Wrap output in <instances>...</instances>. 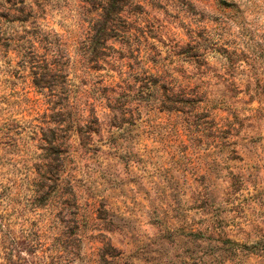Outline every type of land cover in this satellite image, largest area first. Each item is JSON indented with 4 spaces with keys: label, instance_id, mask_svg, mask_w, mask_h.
Here are the masks:
<instances>
[{
    "label": "rangeland",
    "instance_id": "1",
    "mask_svg": "<svg viewBox=\"0 0 264 264\" xmlns=\"http://www.w3.org/2000/svg\"><path fill=\"white\" fill-rule=\"evenodd\" d=\"M0 264H264V0H0Z\"/></svg>",
    "mask_w": 264,
    "mask_h": 264
},
{
    "label": "trees",
    "instance_id": "2",
    "mask_svg": "<svg viewBox=\"0 0 264 264\" xmlns=\"http://www.w3.org/2000/svg\"><path fill=\"white\" fill-rule=\"evenodd\" d=\"M31 43L29 44V46L25 47L24 45H21V44H17L18 46L14 48V50L16 51V55L21 58V60H23L22 62L25 64V65H29L30 67H33L35 66L36 63H38V61L36 60L40 55H39V49L42 45V42L41 41H30ZM36 42V43H35ZM44 56L47 58V53L44 54ZM50 70L47 66L45 67L44 69V72L40 75L41 77H36V79L33 81L34 84L38 87H40L41 89L45 90L48 88V84H49V79H48V73L47 71ZM40 78V80H39ZM53 91H51L48 95V93H45V96L46 97H49V99L51 98H54L56 96V93H52ZM50 103H52V101L50 100ZM71 112H72V109L74 108V106H72V104L70 105L69 104V107H68ZM77 115V114H75ZM59 123L60 120H58ZM70 122H73V121H70ZM75 124V123H70L69 125V129H72V125Z\"/></svg>",
    "mask_w": 264,
    "mask_h": 264
}]
</instances>
